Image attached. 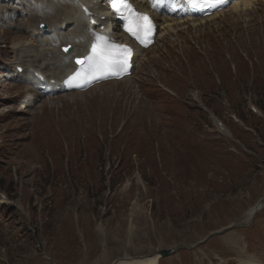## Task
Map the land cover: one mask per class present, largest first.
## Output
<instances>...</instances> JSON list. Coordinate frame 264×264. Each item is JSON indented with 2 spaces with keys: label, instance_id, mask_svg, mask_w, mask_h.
<instances>
[{
  "label": "rangeland",
  "instance_id": "obj_1",
  "mask_svg": "<svg viewBox=\"0 0 264 264\" xmlns=\"http://www.w3.org/2000/svg\"><path fill=\"white\" fill-rule=\"evenodd\" d=\"M6 3L32 21H0V264H264V1L54 96L10 76L49 21Z\"/></svg>",
  "mask_w": 264,
  "mask_h": 264
},
{
  "label": "bare ground",
  "instance_id": "obj_2",
  "mask_svg": "<svg viewBox=\"0 0 264 264\" xmlns=\"http://www.w3.org/2000/svg\"><path fill=\"white\" fill-rule=\"evenodd\" d=\"M19 1L21 2L20 4H24V2L28 0ZM29 1L30 4H35L41 9V17L39 20L49 21L50 25L48 29L44 30L40 29L37 24L31 25L33 26V34L36 35V41L39 43L36 47L34 45L30 46L26 44H23L20 47V50H18L17 53L19 60L15 65L14 70L11 71L12 73L10 76L12 75L15 79L29 82L31 91H51L53 94H56L63 91L60 90L62 89L60 81H65L77 67L76 58L85 56L89 53L90 47L94 42L91 33L92 28L105 26V29L113 32L117 30L118 24L114 23L113 15L106 6V0ZM135 1L143 9L148 7L147 0ZM257 2L258 0H237L227 10H233L237 13L238 11L247 12L254 9ZM81 4L87 5L89 9L94 12L95 17H97L96 19L99 22V26L90 24L89 17L81 10ZM151 7L156 11V20L159 23L161 31L169 32L187 25V28L191 26H200L202 24L200 21H204L203 23H205L206 21L216 18L220 14L226 12V10H223L205 19H195L192 16L187 15L185 11L176 14L171 12L167 7H162L161 0H157V2L152 4ZM1 8L0 21L9 26L18 28L22 27L23 24L16 21V17L20 15L23 17V22L31 23L32 21L31 17L26 19L25 11H27V8L25 5L21 9L10 5V3H6ZM102 16H104V19L100 18ZM66 45H71L73 47L72 51L69 53L62 51V48ZM142 52L143 51L140 50L137 51L134 55V59L137 60ZM41 60H43L44 63L40 64ZM19 67H22L23 70L20 71ZM36 105L37 102L35 103L32 100L29 106L31 107V110H34ZM225 133H227V131ZM257 207L248 211L247 214L241 218V221L247 217V215L249 216V214ZM122 262L123 261L120 260L115 264H121Z\"/></svg>",
  "mask_w": 264,
  "mask_h": 264
},
{
  "label": "snow or ice",
  "instance_id": "obj_3",
  "mask_svg": "<svg viewBox=\"0 0 264 264\" xmlns=\"http://www.w3.org/2000/svg\"><path fill=\"white\" fill-rule=\"evenodd\" d=\"M125 8L129 10V23L126 26L137 39H140V33L147 35L152 28V22L149 17L143 13H138L131 7L129 0H118ZM195 5L196 0H192ZM114 7L116 4L113 5ZM67 51V49H66ZM132 56V49L125 45L108 44L104 42L100 48V52L93 48V56L86 57L89 61H96V66L102 69L101 75H119L129 66ZM81 61H77L80 63Z\"/></svg>",
  "mask_w": 264,
  "mask_h": 264
},
{
  "label": "water",
  "instance_id": "obj_4",
  "mask_svg": "<svg viewBox=\"0 0 264 264\" xmlns=\"http://www.w3.org/2000/svg\"><path fill=\"white\" fill-rule=\"evenodd\" d=\"M43 26H45L44 24H43ZM70 49L68 48L67 49V51H69ZM263 199H264V196H263V198L261 199V201H263ZM258 205H256V207H257ZM256 210H258L257 208H256ZM237 224H239V221L237 222V223H235V225H237ZM195 246V245H194ZM194 246H187V247H194ZM183 247V245H181V246H179L178 248H175V249H168V250H165V251H162V252H159L158 253V255H167V254H170V253H174V252H176L178 249H180V248H182ZM185 247V246H184Z\"/></svg>",
  "mask_w": 264,
  "mask_h": 264
}]
</instances>
